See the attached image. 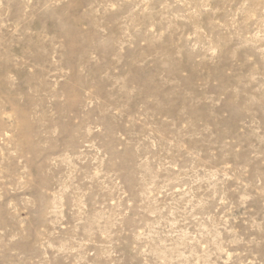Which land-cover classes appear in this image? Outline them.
<instances>
[{
  "label": "rangeland",
  "instance_id": "1",
  "mask_svg": "<svg viewBox=\"0 0 264 264\" xmlns=\"http://www.w3.org/2000/svg\"><path fill=\"white\" fill-rule=\"evenodd\" d=\"M0 264H264V0H0Z\"/></svg>",
  "mask_w": 264,
  "mask_h": 264
}]
</instances>
